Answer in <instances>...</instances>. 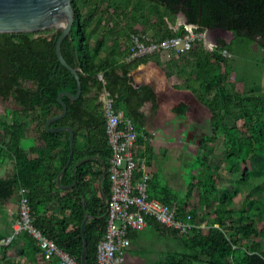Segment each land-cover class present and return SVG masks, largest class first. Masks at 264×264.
I'll list each match as a JSON object with an SVG mask.
<instances>
[{"label": "trees", "instance_id": "1", "mask_svg": "<svg viewBox=\"0 0 264 264\" xmlns=\"http://www.w3.org/2000/svg\"><path fill=\"white\" fill-rule=\"evenodd\" d=\"M72 5L75 24L71 35L63 40L61 51L67 64L78 72L82 92L77 100L63 96L67 114L50 127L74 129V155L61 184L69 187L76 182V186L65 191L57 183L69 160L70 132H50L47 128L48 120L64 112L59 94L76 95L78 90L76 77L57 55L61 33L0 34V98L13 100L20 107L13 112V122H2L0 127V164L13 163V174L0 179V205L14 200L19 188L28 189L35 226L79 264L84 251L81 228L89 215L86 264H98V244L108 225L109 174L101 189L99 181L102 163L109 169L112 155L101 96L108 93L114 108L132 120L139 133L138 145L147 147L141 155L149 162L155 145L147 130L145 105L150 104L154 116L166 119L171 114L187 117L196 103L210 116L207 133L199 139L200 149L217 143L222 136L227 172L236 176V184L257 188L259 193L241 208H234L235 193L226 191L220 196L219 168L200 155L192 168L197 175L193 174L182 197L163 183L160 175L151 172L149 198L168 205L177 203L179 218L190 214L197 219L198 212L189 207L196 191L200 204L210 210L208 233L195 229L191 236H180L148 219L151 229L171 235L183 245L182 250H170L152 264H264V192L252 184L253 179H264V60L256 66L235 60L242 51L250 50L251 43L258 44L264 53V0H72ZM83 9H87L88 17ZM178 14H184L187 23L175 30L170 24ZM114 19L119 21L109 28ZM139 23L153 32L156 41L187 34L186 26L196 27L197 32L222 30L232 33L233 40H218L212 51L203 41L196 42L188 54L173 56L165 67L159 55L128 62L129 32ZM147 31L140 33L145 35ZM123 45L126 47L121 50ZM223 50L232 57L223 56ZM141 65L162 67L166 81L177 75L185 83L178 86L167 82L165 91L158 93L153 83L137 79L136 70ZM237 83L243 84L242 92L237 90ZM239 122H243L242 127ZM30 134L37 143L25 150L22 141ZM258 222L263 223L260 230L255 227ZM11 233H0V243ZM135 235L130 234L131 240ZM252 239L256 240L248 244ZM20 241L27 259L32 261V255L37 254L45 257L27 233L1 249L7 254L19 247Z\"/></svg>", "mask_w": 264, "mask_h": 264}, {"label": "built area", "instance_id": "2", "mask_svg": "<svg viewBox=\"0 0 264 264\" xmlns=\"http://www.w3.org/2000/svg\"><path fill=\"white\" fill-rule=\"evenodd\" d=\"M187 34L156 41L149 35L133 33L128 62L159 55H186L196 42H206V32H197L194 26L186 27ZM223 56L231 58L227 51ZM105 133L111 148L110 167L108 169L111 194L108 203V225L104 239L98 244V264H124L125 254L131 247V233H139L148 227V219L178 232L180 236H191L195 229H202L197 219L188 214L179 218V206L163 204L148 195L151 175L147 159L141 155L138 145L139 133L131 119L121 110H116L113 100L104 93ZM153 137L154 132L149 131ZM145 138H149L146 136ZM1 145V143H0ZM28 189H18L19 211L11 235L1 245H9L22 233L29 234L46 257H56L60 264H79L76 259L60 249L56 243L35 226L30 207ZM203 231V230H202ZM204 232V231H203Z\"/></svg>", "mask_w": 264, "mask_h": 264}, {"label": "rangeland", "instance_id": "3", "mask_svg": "<svg viewBox=\"0 0 264 264\" xmlns=\"http://www.w3.org/2000/svg\"><path fill=\"white\" fill-rule=\"evenodd\" d=\"M83 13L87 17L89 16L87 9H83ZM96 20L97 19L94 18V21ZM154 20L155 17L153 16L152 21ZM116 21L118 22L119 20H111L109 23V28H112ZM183 25H186V23L183 24L177 16L173 18L172 24H170V26L175 30ZM50 30L51 33L55 32V29ZM132 30L133 31L129 32L130 35L135 31L138 33H144L146 31V26L142 25L141 23L134 24ZM208 31L210 35L213 34L212 37H214V34H217L218 38L224 39L226 41H230L233 38L232 33H228L222 30ZM149 32L151 33L150 30ZM125 47L126 45L121 46V50H123ZM249 48L250 50L247 49L245 51H242L238 57H235V60L239 63L242 62L243 64L250 63L252 64V66L260 65L264 60V53L262 52L261 48L256 43H251ZM238 91H243L241 85H239ZM19 108L20 107L17 106L13 100L5 102L0 98V127L2 122L6 121L8 123H12L13 112L14 110ZM191 118L192 119L179 118V125H176L174 129L170 130L167 138L168 141H165V144L163 142L159 143L160 147L156 150L155 154H158L157 158L159 161L157 162L156 166L159 170L162 171V175L159 174L162 182L175 189L178 196H184L186 194L191 177L193 176V174L195 176L197 175V171L193 172L192 168L194 166L195 159L198 155H200L204 157L208 163H210L215 168H219L220 170V196H223L224 192L226 191L235 193L233 206L236 209L241 208V206H243L248 199L257 195L259 193V190L257 188H250V186L248 185L245 186L244 184H236V176L231 175L227 172L225 168L226 152L222 136L217 141V143L210 144L206 149H200L199 139L202 135L207 133L208 128L204 129L198 126H192L191 128L186 127V124L200 122V117L198 116H194ZM238 125L242 126V123L239 122ZM252 184H254L255 186L258 185L264 192V179H253ZM189 207L198 212V224H200L204 233H208L206 221L207 214L210 210L209 208H206L200 204V199L197 191L193 194V197L189 201ZM18 211L19 201L17 198L10 202H7L4 205H0V233L8 234L12 232L13 224L17 217ZM234 219L236 221L239 220L237 216H235ZM262 225V222H258L257 224H255V227L260 230L262 228ZM253 240L256 239L249 240L248 244H251ZM182 249L183 245L178 241V239L174 238L171 235H162L149 228L146 231L139 232L138 237L132 240L131 247L125 254L124 264H152L164 258L165 254L168 251ZM7 256L4 255V253L1 251L0 264H7L6 259L12 256L11 252H8ZM18 256L19 254L16 252L14 253L13 258Z\"/></svg>", "mask_w": 264, "mask_h": 264}, {"label": "water", "instance_id": "4", "mask_svg": "<svg viewBox=\"0 0 264 264\" xmlns=\"http://www.w3.org/2000/svg\"><path fill=\"white\" fill-rule=\"evenodd\" d=\"M179 20L185 24L187 19L184 14H178ZM75 24V11L72 5V0H0V34H14V33H38L50 29H55V34H60L57 42V55L60 62L69 69L76 77L78 83L77 94H71L69 92H62L58 96L59 102L64 107V112L51 118L47 122V128L50 132L69 131L70 132V155L69 160L64 170L59 174L57 183L62 190H69L76 186V182L69 187H63L61 184V178L65 171L70 167L72 157L74 155V143L75 132L71 127L64 128H51L50 124L54 121L64 118L67 114L68 108L63 102V96H68L72 100H77L81 96L82 88L78 72L69 66L62 55L61 46L65 38L71 35ZM80 162L79 164L85 162ZM77 164L74 167V176H76V169L79 166ZM103 175L99 181V188L101 189L102 182L108 174L107 166L102 163ZM109 200H107L108 206ZM90 216L87 215L82 224V235L84 238V251L82 254V264H86V251H87V239L85 235V227Z\"/></svg>", "mask_w": 264, "mask_h": 264}, {"label": "crops", "instance_id": "5", "mask_svg": "<svg viewBox=\"0 0 264 264\" xmlns=\"http://www.w3.org/2000/svg\"><path fill=\"white\" fill-rule=\"evenodd\" d=\"M170 28H172V27L170 26ZM146 35H149L150 37L154 38L152 31H151V33L149 31H147ZM212 35L209 34L208 30L206 31V42L204 44H205L207 50H210V51H212L215 47H217L218 40H224V39L218 38L217 34H214V37H212ZM232 37H233V35H232ZM232 40H233V38H232ZM224 41H226V40H224ZM226 42L230 43L231 40L226 41ZM172 58H173V55H171V56L165 55L164 57H161V61L164 64V67L167 64V62H169ZM136 72H137V79L139 81H146L147 83H153L156 86L158 93H163L165 91L166 86H167V82L170 84H173V85H178V86H183L185 83V79H183V78L180 79L177 75H173L171 77L170 81H166V79H165L166 71L162 67H156L153 65H141L136 70ZM234 77L235 76L233 75L232 79H234ZM236 85H237V90H238L239 85H241L242 89H243L242 83H237ZM16 110H20V108L16 109ZM16 110H14V112ZM143 111L147 117V130L155 133V135L150 140L151 142H154L155 146H154V148H152L153 149L152 160L150 162L147 160L148 171H149V173L155 172L158 175L159 174L162 175L161 174L162 171L159 170L156 166L157 162L159 160L157 158L158 154H155V152L160 147V145H159L160 142H163L165 144L168 141L167 138H168V135L170 133V130L174 129V127L176 125H179L178 119L181 117H178L176 115L171 114L166 119L157 118L150 111V104H146L145 107L143 108ZM194 116L200 117V122L199 123L196 122V123H192V124H186V127L191 128L192 126H198L200 128H204V129L209 127L210 116L204 107L195 103L192 106L191 110L189 111L187 117H185V118L192 119L191 117H194ZM13 118H14V114H13ZM12 122H13V120H12ZM227 122L230 125H232L230 119H228ZM240 123H242V125H243V122H240ZM238 126L242 127L240 125H238ZM36 143H37L36 137L33 134L27 135L26 138L23 139V141H22V148L25 150H28L31 146H33ZM140 146L142 148V151L146 152L147 147L145 145H140ZM12 174H13V163L12 162L5 161L4 163L0 164V179L7 178V177L11 176ZM173 190L176 191L175 189H173ZM16 198L18 199V194L16 195L15 199ZM18 201H19V199H18ZM149 228L150 227L148 226L144 231H146ZM137 237H138V233H136V235H135V238H137ZM22 245H23V241H20L19 247H17L14 250L9 251V252H11L12 256L10 258H7V259L5 258L6 262L10 261L12 264H60V260L56 257L48 258L45 256L44 258H42L41 255H38V254L32 255V261H31V260H29L23 256ZM1 246L2 245H0V253L2 251ZM16 252L19 254V256L13 258V255ZM4 255L7 256L8 253L7 254L4 253Z\"/></svg>", "mask_w": 264, "mask_h": 264}, {"label": "flooded vegetation", "instance_id": "6", "mask_svg": "<svg viewBox=\"0 0 264 264\" xmlns=\"http://www.w3.org/2000/svg\"><path fill=\"white\" fill-rule=\"evenodd\" d=\"M100 101H101V102L103 103V105H104V101H105L104 94L101 96ZM103 107H104V106H103Z\"/></svg>", "mask_w": 264, "mask_h": 264}]
</instances>
